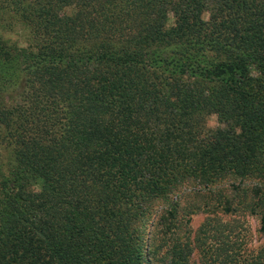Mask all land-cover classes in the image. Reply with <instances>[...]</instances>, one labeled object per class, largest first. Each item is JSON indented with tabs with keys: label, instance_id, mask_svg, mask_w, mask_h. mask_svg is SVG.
Returning a JSON list of instances; mask_svg holds the SVG:
<instances>
[{
	"label": "trees",
	"instance_id": "obj_1",
	"mask_svg": "<svg viewBox=\"0 0 264 264\" xmlns=\"http://www.w3.org/2000/svg\"><path fill=\"white\" fill-rule=\"evenodd\" d=\"M0 13L29 36H0V264H147L156 201L186 181L264 186V0H0Z\"/></svg>",
	"mask_w": 264,
	"mask_h": 264
},
{
	"label": "rangeland",
	"instance_id": "obj_2",
	"mask_svg": "<svg viewBox=\"0 0 264 264\" xmlns=\"http://www.w3.org/2000/svg\"><path fill=\"white\" fill-rule=\"evenodd\" d=\"M10 18L0 13V36L18 46L27 45L29 36L23 27L11 30ZM206 126L218 127L217 117H206ZM5 160L9 155L3 151ZM264 186L254 179L228 177L203 186L186 181L166 199L154 206L153 223H147L144 238L153 249L147 264H170L169 248L177 242L185 249L189 264H264V234L259 231L260 209L250 211L256 201L254 189ZM175 204L177 213L171 222L160 220ZM250 203V204H249Z\"/></svg>",
	"mask_w": 264,
	"mask_h": 264
}]
</instances>
